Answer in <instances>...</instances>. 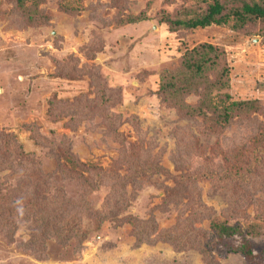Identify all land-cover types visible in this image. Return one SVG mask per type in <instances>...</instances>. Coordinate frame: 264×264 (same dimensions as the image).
<instances>
[{
	"label": "rangeland",
	"instance_id": "obj_1",
	"mask_svg": "<svg viewBox=\"0 0 264 264\" xmlns=\"http://www.w3.org/2000/svg\"><path fill=\"white\" fill-rule=\"evenodd\" d=\"M20 2L0 0V264H264L263 148L241 196L211 176L239 167L236 152L248 159L264 134L263 25L172 32L162 23L211 0ZM200 44L225 53L223 93L262 106L218 134L157 93L159 73ZM20 194L34 205L18 204ZM104 208L117 213L95 219ZM212 218L238 224L230 243L247 241L253 259L223 257L218 245L204 263L172 244Z\"/></svg>",
	"mask_w": 264,
	"mask_h": 264
},
{
	"label": "trees",
	"instance_id": "obj_2",
	"mask_svg": "<svg viewBox=\"0 0 264 264\" xmlns=\"http://www.w3.org/2000/svg\"><path fill=\"white\" fill-rule=\"evenodd\" d=\"M18 2L21 5L20 0ZM231 20L234 22L235 29L238 30L243 29L244 25H263L259 34L264 37V0H211L203 11H194L181 20H172L167 15L162 19V23L168 24L169 29L176 32L178 30L205 29L212 25L222 26ZM26 21L33 24L35 20L32 16H28ZM136 21L137 19H129L128 23ZM158 77L159 89L157 93L162 97V100L173 108L181 118L200 119L210 127L212 133H220L235 118L251 116L262 110V106L257 100L234 102L229 94L223 93L229 87V67L224 51L210 44H200L191 50H186L180 57L176 69L172 71L164 69ZM214 92L216 94H213ZM190 95L198 97L197 102L193 105L185 102ZM261 138H264V134L257 138L259 146H257V150L249 154L248 159H245V149L236 152L239 167H227L224 171L211 175L225 186L232 185L236 191H240L239 194H236V198L241 196L246 187L248 188L250 177L262 170L260 151L262 148L264 151V141L262 142ZM248 160L251 161L248 162ZM80 167L90 174L98 170L91 166H89L90 168ZM25 195L27 194H20L17 203L34 205V201ZM111 210L106 212V208H104L101 211H94L95 219L102 221L116 215L117 211L113 214ZM7 214V218H10L7 223L10 224L17 216L11 215L9 211ZM75 221L69 227L84 238L80 220H78L79 224H76ZM191 230L195 232L193 237L175 239L172 244L175 248H191L198 251L202 255L204 263H212L213 253L218 245L223 250V257L240 255L247 260L253 259L247 241L240 246H233L230 243L233 238L242 234V228L238 224H229L227 221L212 218L208 231Z\"/></svg>",
	"mask_w": 264,
	"mask_h": 264
}]
</instances>
